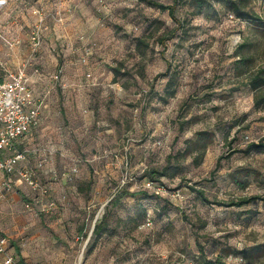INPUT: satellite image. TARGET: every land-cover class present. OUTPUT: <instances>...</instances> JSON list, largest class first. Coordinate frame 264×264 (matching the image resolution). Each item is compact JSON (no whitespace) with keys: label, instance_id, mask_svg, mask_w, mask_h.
Wrapping results in <instances>:
<instances>
[{"label":"rangeland","instance_id":"obj_1","mask_svg":"<svg viewBox=\"0 0 264 264\" xmlns=\"http://www.w3.org/2000/svg\"><path fill=\"white\" fill-rule=\"evenodd\" d=\"M27 1L48 14L35 52L27 29L12 45L18 28L0 0V79L24 66L45 108L21 164L44 192L16 175L10 190L0 185V228L26 261L262 264L253 249L264 244V149L247 146L264 142V104L247 75L264 63V0H180L179 24L144 0H65L61 10L57 0ZM38 148L49 150L39 169ZM148 180L178 197L154 194Z\"/></svg>","mask_w":264,"mask_h":264},{"label":"built area","instance_id":"obj_2","mask_svg":"<svg viewBox=\"0 0 264 264\" xmlns=\"http://www.w3.org/2000/svg\"><path fill=\"white\" fill-rule=\"evenodd\" d=\"M65 0H57L56 7L66 9ZM29 13L33 16V20L29 24L26 40L30 43L32 52L38 50L41 40L44 36V30L47 29L45 19L48 17L46 8L42 3L30 4L27 0H21ZM60 12V11H59ZM63 16L57 13L54 18L56 21L63 20ZM23 39L13 37L12 45H20ZM85 63V58H82ZM24 66L19 67L15 72L7 71L5 77L0 79V175L6 176L0 182L2 188L10 190L13 182L11 176H18V181L26 184L31 190L44 192L43 185L39 182L37 172L25 166H20L28 155V149L20 148L19 143L24 141L32 130L36 129L41 122L44 101L39 96H35L28 84V77ZM39 153L36 168H40L45 162L49 154L48 148H38L32 150ZM77 172L74 166L67 175V179H71L72 174ZM146 186L152 188L154 194L170 195L178 197V190H167L162 184H155L148 180ZM151 219L147 218L145 224H150ZM0 256L1 264H29L25 257L17 256L11 251L10 238L0 230Z\"/></svg>","mask_w":264,"mask_h":264},{"label":"trees","instance_id":"obj_3","mask_svg":"<svg viewBox=\"0 0 264 264\" xmlns=\"http://www.w3.org/2000/svg\"><path fill=\"white\" fill-rule=\"evenodd\" d=\"M146 1L148 4L156 6L158 8H160L161 10H167L168 14L172 17V19L179 24L176 16H175V10H176V6L178 4V2L180 0H172L171 4H162L154 1V0H144ZM231 11H233V13H235V15H237V17H241V11L240 8L238 6V4L236 2H232L231 4ZM173 36V34H169V35H165L159 38V43L161 45L164 44V42L168 39H170ZM244 42L240 43L237 45L236 47V51L237 54H239V50L240 48L242 49V47H244ZM239 49V50H238ZM239 59L241 61H244L245 57L243 55H238ZM168 70H169V65L167 64V67L165 69V71L160 74L163 76L168 75ZM159 75H155L153 79H155L156 77H158ZM247 84L249 85V87L251 88V90L254 91L255 95H254V103L255 105H261L264 104V96L261 93L262 90L264 89V63H261L260 65H258L256 68L252 69L248 75H247ZM252 147H256V148H263L264 149V142L261 141L259 143H250L247 148H252ZM219 160L217 159L215 167H217L219 164L218 162ZM194 190V189H193ZM197 192V194L201 197L202 200L204 201H208L204 196H203V192L201 190H195ZM256 198V196H251L248 198H241L238 201H230L228 203H224V202H217V204L223 205V206H241L244 204H247L249 201H251L252 199ZM102 219H100L98 222L94 223L93 226V230H92V235L94 236V238L98 237L99 235L103 234V232L105 231L106 227H107V222H106V216H102ZM255 250L257 253L264 251V244H257L255 246V248L253 249ZM251 250L245 252L247 254L250 253ZM199 264H225L224 262H222L220 259H215L214 261H210L208 259H206V257L202 256V258L199 261ZM264 264V262L262 263Z\"/></svg>","mask_w":264,"mask_h":264},{"label":"crops","instance_id":"obj_4","mask_svg":"<svg viewBox=\"0 0 264 264\" xmlns=\"http://www.w3.org/2000/svg\"><path fill=\"white\" fill-rule=\"evenodd\" d=\"M9 6H10V9H11V13L9 14V17H8V21H10V23L15 27V28H18L17 29V35L16 36H19L20 38H22L23 39V37L24 36H22V35H24L23 33H22V31L21 30H23V29H27V31L25 32V34L28 32V27H29V24L31 23V21L33 20V16L29 13V11L23 6V5H21V0H9ZM26 12V13H25ZM24 14H26L27 15V17H28V15H30V17L31 18H25L24 17ZM11 15V16H10ZM56 34V33H55ZM26 36V35H25ZM58 37L59 38H63L64 37V34H60V35H58ZM25 40H26V38H24ZM23 39V40H24ZM17 51H18V53H21L20 51H23V49H21L20 50V48H18L17 49ZM19 67H21V66H19ZM18 67V68H19ZM17 68V69H18ZM16 69V70H17ZM15 70V71H16ZM7 71H9V72H11L10 70H7ZM14 71V72H15ZM28 84H29V82H28ZM30 86V85H29ZM31 88V87H30ZM40 124H41V122L39 123V126L36 128V129H34V130H32V132L29 134V136L24 140V141H22L21 143H19L18 144V146L20 147V148H26V145H28V143H29V139L32 137V134L36 131V130H38L39 129V127H40ZM26 159V158H25ZM24 159V160H25ZM24 160L23 161H21L20 163H19V165L20 166H24V165H21L23 162H24ZM76 166V165H75ZM70 171V170H69ZM78 171V170H77ZM77 172H75V174H76ZM75 174H72V178L71 179H67V178H65L67 181H72L73 180V178H74V176H75ZM12 177V176H11ZM4 178H6V176H4V175H0V182L2 181V180H4ZM30 190V189H29ZM33 200L34 201H37L38 199H37V196H35L34 198H33ZM0 230L2 231V232H4V230H2L1 228H0ZM5 233V232H4ZM10 244H11V251L12 252H14L17 256H20V257H25L22 253H21V251L18 249V247L16 246V244L15 243H13L11 240H10ZM0 264H1V256H0Z\"/></svg>","mask_w":264,"mask_h":264},{"label":"water","instance_id":"obj_5","mask_svg":"<svg viewBox=\"0 0 264 264\" xmlns=\"http://www.w3.org/2000/svg\"><path fill=\"white\" fill-rule=\"evenodd\" d=\"M93 226H94V224H93ZM93 226H92V228H91V231H90V233H89V234H91V233H92V230H93Z\"/></svg>","mask_w":264,"mask_h":264}]
</instances>
